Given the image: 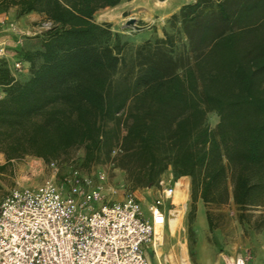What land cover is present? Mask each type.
Masks as SVG:
<instances>
[{"label":"trees","instance_id":"1","mask_svg":"<svg viewBox=\"0 0 264 264\" xmlns=\"http://www.w3.org/2000/svg\"><path fill=\"white\" fill-rule=\"evenodd\" d=\"M123 1L0 0V13L49 24L34 49L17 50L25 74L0 61V175L81 149L79 167L111 163L130 190L188 177L192 202L232 200L240 224L264 231V216L246 213L264 206V0H195L134 51L94 22ZM205 218L212 232L209 209Z\"/></svg>","mask_w":264,"mask_h":264},{"label":"built area","instance_id":"2","mask_svg":"<svg viewBox=\"0 0 264 264\" xmlns=\"http://www.w3.org/2000/svg\"><path fill=\"white\" fill-rule=\"evenodd\" d=\"M6 53L0 42V61ZM12 69L24 71L18 61ZM49 168L41 185L13 189L0 201V264H150L143 248L154 246L176 207L178 181L171 173L159 180L145 215L131 194L109 199L115 192L102 171L73 166L57 180L56 163ZM225 264L248 263L234 257Z\"/></svg>","mask_w":264,"mask_h":264},{"label":"rangeland","instance_id":"3","mask_svg":"<svg viewBox=\"0 0 264 264\" xmlns=\"http://www.w3.org/2000/svg\"><path fill=\"white\" fill-rule=\"evenodd\" d=\"M193 1L180 0L181 3ZM129 8L134 10L126 11L127 7H118L100 13L104 14L102 18H110L108 24L111 25L110 30L114 34L110 44L121 41L124 36H129L124 43H127L128 51H134L146 40L163 39L164 31L172 30L167 22L171 16L166 18L160 14L159 17H155L159 5L153 4L152 0H140L138 4L130 5ZM123 11L125 12L122 13ZM8 12L0 13L2 15L0 18V42L6 47V60L13 65L17 61V50H32V48H27L30 44L36 46V43H34L35 36L32 35V31L27 30L29 27L27 22L17 21L13 17L3 19V15L8 16ZM138 16H143L146 23L138 22ZM131 19L135 21L134 25H128V21ZM46 24L48 23L37 24L34 33L37 35V31H44L42 29ZM26 71L24 69L21 74H25ZM207 120L211 127L217 123V118L213 113L208 114ZM82 160L83 152L78 149L73 151L68 159L55 162L58 167L57 180L66 175L73 166L78 167L86 174L102 171L107 176L106 188L109 192H115L114 194L110 193V200L119 201L124 198L125 193L131 194L140 203L145 215L148 214V207L157 196V188L130 190L126 184L124 173L113 164H102L90 168L79 167ZM4 162V157L0 154V165ZM51 174L49 164L40 159L26 157L13 161L8 171L0 175V201L13 189L33 188L41 185ZM166 175L170 176V172ZM177 186H179L177 194L180 195L182 206H178L174 199L176 204L174 209L180 211L172 214L171 225L165 226L163 233L157 237L156 249L160 253L161 260H169L170 264H183L182 255H185L188 264H200L199 250L212 263H217L221 257H241L248 264H252L257 257L264 255V231L255 232L246 223L240 224L238 218L240 211L232 200L226 206L207 208L200 200L192 202L190 178L183 177ZM208 209L217 226L212 232L208 230L205 218V212ZM246 213L249 216L248 219L253 223L258 220L260 215L264 216V206L249 209ZM190 232L192 236H190ZM179 244H182L181 254L179 252L181 248L177 246Z\"/></svg>","mask_w":264,"mask_h":264},{"label":"crops","instance_id":"4","mask_svg":"<svg viewBox=\"0 0 264 264\" xmlns=\"http://www.w3.org/2000/svg\"><path fill=\"white\" fill-rule=\"evenodd\" d=\"M152 1H153V4H158L159 5V8H157L158 10L156 12L155 17H157V16L159 17V15L161 14L163 17H166V18H168L169 16L177 13L179 11V9L183 5L189 4L188 2L181 3L180 0H164L162 2H160L158 0H152ZM139 2H140V0L123 1L118 6H116L114 8H105V9L99 10V11H97L94 14V22L98 23V24L110 23V18H106V17L102 18L104 16V14H100V13L105 12V10H109V9L113 10L115 8H118V7H127L128 10H126V11H133L134 10L133 8H131V9L129 8L130 5L135 6V4H138ZM124 12L125 11H123L122 13H124ZM3 17H4L3 19H5V20L6 19H10V18L13 17L17 21L27 22L29 24V27L27 28V30L28 31H32V35L33 36H36V33H34V31H35V29L38 26L37 24H40L41 22H44V17L40 16L38 14H35V13H31V14H28V15H26L24 17L17 18L15 16V9H10L9 12H8V16L7 15H3ZM0 18H2V15H0ZM138 22L146 23V20H145V18L143 16H138ZM37 33H40V32L37 31ZM34 43H37V41L34 40ZM33 47H35V44L34 45L30 44L27 49H31V48L34 49ZM141 209L144 212L142 206H141ZM200 215H202V214H200ZM163 231H164V228L160 232V234H162ZM156 240L158 241V238H156ZM157 241H155L154 246H152V244H148V245L144 246V248H143L149 263L150 264H170L169 260H165V259L161 260L160 259V256H159L160 253H158L157 249H156L157 248V244H158ZM177 246H180L181 249H179V252L181 254V252H182V244H179ZM149 254H150V257H149ZM198 258L200 260V264H225L228 259H231L233 257H221L218 260L217 263H212L207 257H204L202 255L201 251L198 250ZM182 263L183 264H188L187 261H186L185 255H182ZM252 264H264V255H262L260 257H257L256 260Z\"/></svg>","mask_w":264,"mask_h":264},{"label":"bare ground","instance_id":"5","mask_svg":"<svg viewBox=\"0 0 264 264\" xmlns=\"http://www.w3.org/2000/svg\"><path fill=\"white\" fill-rule=\"evenodd\" d=\"M151 2V1H150ZM178 183H179V181H178ZM179 187V186H178ZM175 202L178 204V206L180 205V206H182L181 205V203H180V195H178L177 194V191H176V194H175ZM176 211H180L179 209H174V210H172L171 211V213H170V216H169V224L171 225V216H172V214L174 213V212H176ZM161 238V237H160ZM162 241V240H161Z\"/></svg>","mask_w":264,"mask_h":264},{"label":"water","instance_id":"6","mask_svg":"<svg viewBox=\"0 0 264 264\" xmlns=\"http://www.w3.org/2000/svg\"><path fill=\"white\" fill-rule=\"evenodd\" d=\"M135 21L133 19L128 21V25H134ZM129 36H124L121 38V43H124V41L128 38Z\"/></svg>","mask_w":264,"mask_h":264}]
</instances>
